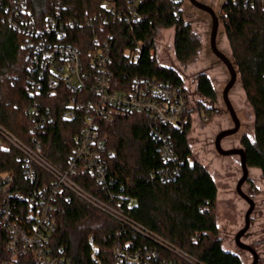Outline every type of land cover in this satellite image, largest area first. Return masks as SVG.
<instances>
[{"label":"trees","instance_id":"obj_1","mask_svg":"<svg viewBox=\"0 0 264 264\" xmlns=\"http://www.w3.org/2000/svg\"><path fill=\"white\" fill-rule=\"evenodd\" d=\"M107 1L122 9L128 4L127 0H27L26 15H34L43 25L48 14L59 10L61 20L74 21L105 15ZM183 4L184 0H144L132 26L112 23L105 33L93 27H73L62 41L78 46L87 59L97 50L94 38L104 39L111 33L112 68L118 80L152 76L182 86L177 70L160 64L156 35L161 29L174 27L173 52L178 62L187 64L197 56L201 42L184 18ZM16 6L17 0H0V126L26 144L41 142L46 158L64 167L83 119H61V110L71 95L68 91L64 97L47 100L54 121L46 131L32 130L26 113L33 101L26 80L30 61L27 39L36 37L29 28L20 29L9 20L17 19ZM220 20L255 113L254 139H242L248 167L259 169L264 179V2L222 0ZM138 48L141 53L132 58ZM196 92L204 99H217L216 89L205 72L197 76ZM183 119V127H163L173 151V158L168 161L163 160L162 143L151 134L150 123L143 115L117 112L111 121L102 122L110 149L117 152L111 162L116 176L111 188L113 198L136 202L123 204L126 220L118 221L77 198L58 200L52 245L64 248L74 264H88L86 249L90 238L97 239L108 263H113V251L119 244L126 254H138L140 264H244L238 253L222 246L215 215L218 187L209 170L195 158L192 160L189 111ZM18 155L15 149L0 150V174L11 172L16 184L38 187L40 183L30 185L24 179ZM77 180L83 188L98 194V187L93 182L88 184L91 178ZM13 189L17 187L10 190ZM108 194L102 192L101 197L109 199ZM8 240L9 230L0 219V261L8 255Z\"/></svg>","mask_w":264,"mask_h":264},{"label":"built area","instance_id":"obj_2","mask_svg":"<svg viewBox=\"0 0 264 264\" xmlns=\"http://www.w3.org/2000/svg\"><path fill=\"white\" fill-rule=\"evenodd\" d=\"M143 2L127 0V8L122 9L107 1L105 15L74 21L61 20L58 10L57 14H48L42 25L34 15H26L27 0H17V19L9 17V20L20 29L29 28L36 37L27 39L30 61L26 80L28 95L33 97V101L26 113L32 122V130L46 131L54 121L47 100L64 97L68 91L71 95L61 110V119L72 121L82 116L83 127L74 138L67 164L61 167L46 158L41 142L26 144L0 126V150H17L24 179L30 185L40 183L38 187H28L16 184V177L11 172L0 174V219L9 230L8 255L0 264H74L64 248L57 249L51 243L57 226V201L60 199L77 198L115 220H126L123 204L130 206L136 201L113 198L111 188L116 176L111 162L117 152L110 149L102 125V122L111 121L115 113L143 115L150 123L151 134L162 143L163 160L173 158L170 139L163 132V127H183L185 124L183 118L190 110L185 85L179 86L152 76L118 80L112 68L111 33L104 39L94 38L97 50L87 59L78 46L62 41L68 29L73 27H93L105 33L112 23L132 26L138 20ZM140 53L141 49H136L132 58ZM84 176L91 178L88 184L93 182L99 189L98 194L81 186L77 179ZM13 187L17 189L11 191ZM102 192L109 193V199L102 198ZM86 257L88 264H140L142 261L138 254H126L124 248L117 244L113 263H108L96 238H90Z\"/></svg>","mask_w":264,"mask_h":264},{"label":"rangeland","instance_id":"obj_3","mask_svg":"<svg viewBox=\"0 0 264 264\" xmlns=\"http://www.w3.org/2000/svg\"><path fill=\"white\" fill-rule=\"evenodd\" d=\"M214 8L220 18L222 0H199ZM183 15L191 23L195 36L201 42L197 56L189 63L182 64L173 52L174 27L161 29L156 35L157 58L160 64L173 67L181 75L190 100L191 130L188 134L192 160L203 164L213 176L217 187L216 221L220 231L222 246L238 253L244 264H252L250 252L241 250L235 243L236 234L245 227L246 214L250 207L237 190L243 175L239 155L223 156L215 147L217 135L234 127L233 120L223 100V91L230 80L226 65L212 52L210 35L211 16L184 0ZM218 48L232 61L231 45L226 37L223 23L217 38ZM205 72L211 79L217 99L210 101L196 92L197 76ZM230 100L241 121L240 130L222 141L225 149L244 148L242 139H254L255 113L247 100L240 77L229 93ZM244 192L255 201V209L250 216V228L242 240L254 247L259 254L258 264H264V179L261 171L249 168V176L243 185Z\"/></svg>","mask_w":264,"mask_h":264},{"label":"water","instance_id":"obj_4","mask_svg":"<svg viewBox=\"0 0 264 264\" xmlns=\"http://www.w3.org/2000/svg\"><path fill=\"white\" fill-rule=\"evenodd\" d=\"M189 1L191 2L192 5H194L198 9L208 13L211 16V18H212V28H211V35H210L211 49H212V52L226 65V67L230 73V80L227 83V85L223 91V100H224L226 107L230 113V116L233 120L234 127L230 128V129L223 130L217 135L216 140H215V147H216V150L219 152V154H221L223 156H230V155H239L240 156L243 175H242V178L240 179V181L238 183L237 190H238V193L244 199H246V201L249 203L250 207H249L247 214H246L245 227L236 234L235 243L241 250L248 251L252 254V256H253L252 264H258V261H259L258 252L256 251V249H254V247L245 243L242 240L245 233L250 228V216L255 209V201L250 196H248L243 190V185L249 176L247 154H246V151L244 148L225 149L222 146L223 139L226 138L227 136H230V135L237 133L241 127V121H240V119L236 113V110H235V108H234V106L230 100V97H229V93H230L231 89L234 87V85L236 84V82L238 80V71H237V68H236L234 62L225 53H223L218 48L217 38H218V32H219V27H220V18L218 16V14L216 13V11L214 10V8L212 6L206 4V3L199 1V0H189Z\"/></svg>","mask_w":264,"mask_h":264}]
</instances>
